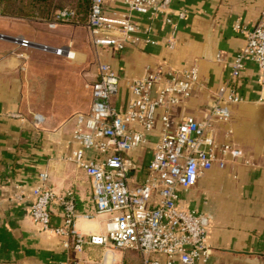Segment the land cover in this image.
<instances>
[{"label": "crops", "instance_id": "1", "mask_svg": "<svg viewBox=\"0 0 264 264\" xmlns=\"http://www.w3.org/2000/svg\"><path fill=\"white\" fill-rule=\"evenodd\" d=\"M263 4L264 0H173V24L161 15L153 23L144 15H132L143 27H152L157 44L139 43L121 52L102 53L103 60L122 79L114 99L121 111L130 99L127 79L140 78L148 69L165 72L195 64L200 69V84L192 98L173 109L175 123L186 116L203 120L224 85L242 99L229 106V121L215 124V136L219 143H232L241 149L244 158L230 161L225 169L214 167L205 172L196 186L182 193V204L205 217L212 247L208 264H264V73L248 61L238 78L231 75L236 56L247 44L246 34L235 27L254 29ZM177 11H185L186 18L178 19L174 15ZM105 12L129 10L118 0H107ZM15 24L21 27L17 21ZM174 25L176 45L170 49L167 42ZM28 26L32 41L71 47L76 58L37 50L30 53L0 39V264H80V260L101 264L103 247L87 246L82 255L66 250L62 237L43 231L32 221L33 199L15 200L21 190L31 193L39 175L47 173L57 195L72 197L80 214H94L91 220H77L80 231L92 234L105 228L107 217L94 213L89 176L67 160L77 147L71 142L75 117L88 112L92 101L91 92L89 104L80 103L81 94L84 98L87 92L89 30L85 25L47 20H35ZM0 34L10 35L1 27ZM97 74L96 68L95 81ZM28 89L34 93L30 107ZM36 115L42 117L40 123H35ZM160 128L158 122L157 129L148 134V143L129 155L136 165L131 173L136 184L147 174ZM93 157L92 152L85 155L87 161ZM51 216L52 225L60 226L63 207L52 205ZM112 251L119 264L140 262L134 252Z\"/></svg>", "mask_w": 264, "mask_h": 264}, {"label": "built area", "instance_id": "2", "mask_svg": "<svg viewBox=\"0 0 264 264\" xmlns=\"http://www.w3.org/2000/svg\"><path fill=\"white\" fill-rule=\"evenodd\" d=\"M107 0H91L86 23L73 22L74 13L60 11L55 24L85 25L96 53L97 80L92 85V101L88 112L75 117L71 142L77 147L67 158L89 176L93 189L94 213L106 216L102 232L85 234L77 228L82 217L91 220L94 214H80L72 197L57 195L49 185L47 173H41L31 193L21 190L15 200L33 199L31 219L43 231L63 238V246L79 255L87 246L105 250L101 264H119L112 250L136 253L139 264H208L212 247L208 242L205 217L198 210L182 204V193L192 189L199 178L214 167L225 169L230 161L244 158L241 149L232 143H219L215 124L231 119L229 106L242 101L228 86L218 91V99L206 111L203 120L184 117L173 120V109L193 97L200 84L197 64L181 70L148 69L140 78L127 79L130 99L125 111L119 110L114 99L122 83L121 77L103 60L105 50L124 51L139 43L157 44L151 26L143 27L133 19L137 13L153 23L158 16L173 24L170 17L173 0H118L127 5L128 13L106 14ZM185 19V11H177ZM177 26L167 42L174 49ZM235 30L247 36L245 48L232 64V77L238 78L248 61L255 62L264 73V4L257 25ZM19 49L37 50L69 60L76 58L71 47H57L34 42L23 36L0 34ZM217 60L221 62L222 56ZM42 117L36 115L35 123ZM161 123L160 139L147 174L134 183L136 170L130 154L148 143V134ZM94 157L87 161L85 155ZM71 196V194L69 195ZM63 207V222L52 225L51 207ZM111 261L108 263L109 256ZM80 264H89L80 260Z\"/></svg>", "mask_w": 264, "mask_h": 264}, {"label": "trees", "instance_id": "3", "mask_svg": "<svg viewBox=\"0 0 264 264\" xmlns=\"http://www.w3.org/2000/svg\"><path fill=\"white\" fill-rule=\"evenodd\" d=\"M91 0H0V14L34 20H54L68 9L74 13L73 22L86 23Z\"/></svg>", "mask_w": 264, "mask_h": 264}, {"label": "rangeland", "instance_id": "4", "mask_svg": "<svg viewBox=\"0 0 264 264\" xmlns=\"http://www.w3.org/2000/svg\"><path fill=\"white\" fill-rule=\"evenodd\" d=\"M15 21L20 23L21 27L18 26V24H15ZM33 21H35V20L30 19V18H26V17H12V16L0 14V27L2 29H5V31L8 34H10V35H6L9 37H11V36H13V37L23 36V37L31 40V38L29 37L30 27L28 25H30ZM47 21H53V20H47ZM66 25H68V24H66ZM26 35H28V36H26ZM89 41H90V44H89ZM88 44L90 47V51H89L90 53L87 55V61L85 64L86 65V74H87V84H86V91L87 92H86L84 98H83L82 94L80 96V103H82L84 101V102H87V104H89V101H90V93L92 92V85L95 82L94 74H95V70L97 68L95 51H94V48H93V45L91 42V37L89 35V31H88ZM22 50L28 51L30 53L33 52V50H26V49H22ZM32 97H34V93H32L30 89H28V92H27L28 107L31 106V98ZM44 105H45V103H44Z\"/></svg>", "mask_w": 264, "mask_h": 264}]
</instances>
